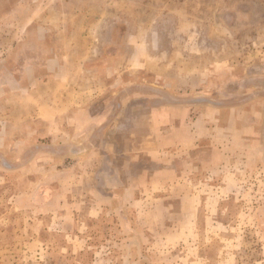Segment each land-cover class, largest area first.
Returning <instances> with one entry per match:
<instances>
[{"label": "rangeland", "instance_id": "rangeland-1", "mask_svg": "<svg viewBox=\"0 0 264 264\" xmlns=\"http://www.w3.org/2000/svg\"><path fill=\"white\" fill-rule=\"evenodd\" d=\"M0 264H264V0H0Z\"/></svg>", "mask_w": 264, "mask_h": 264}, {"label": "crops", "instance_id": "crops-1", "mask_svg": "<svg viewBox=\"0 0 264 264\" xmlns=\"http://www.w3.org/2000/svg\"><path fill=\"white\" fill-rule=\"evenodd\" d=\"M54 60H55V58H53V60H52L54 62V66H63L64 62H61L59 58H57V62H55L56 60L55 61ZM153 119H154L156 125L163 124V126H165V128H168V130L172 129L173 126H175L177 124L175 112L172 109L163 110V111H155L153 113ZM171 137H172V134H170V137L168 138V139H170V141H171Z\"/></svg>", "mask_w": 264, "mask_h": 264}]
</instances>
